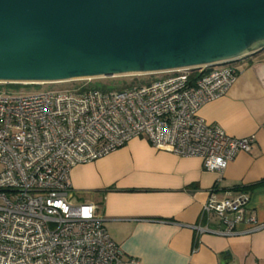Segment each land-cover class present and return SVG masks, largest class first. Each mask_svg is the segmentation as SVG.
<instances>
[{
    "label": "built area",
    "instance_id": "obj_1",
    "mask_svg": "<svg viewBox=\"0 0 264 264\" xmlns=\"http://www.w3.org/2000/svg\"><path fill=\"white\" fill-rule=\"evenodd\" d=\"M194 71L122 89L82 85L20 96L3 92L0 83V264H121L123 252L97 206L75 200L71 175L135 138L200 157L210 172L225 171L250 151L251 137L230 136L200 115L229 92L239 70L230 63L201 68L196 77ZM248 202L211 196L203 215L218 217L231 235Z\"/></svg>",
    "mask_w": 264,
    "mask_h": 264
},
{
    "label": "crops",
    "instance_id": "obj_2",
    "mask_svg": "<svg viewBox=\"0 0 264 264\" xmlns=\"http://www.w3.org/2000/svg\"><path fill=\"white\" fill-rule=\"evenodd\" d=\"M233 65L236 83L200 111L228 135L253 139L225 171H207L202 158L157 149L143 137L74 167V198L97 206L121 264H264V185L252 188L264 182V51ZM229 194L249 198L231 235L218 217L203 215L211 196Z\"/></svg>",
    "mask_w": 264,
    "mask_h": 264
},
{
    "label": "water",
    "instance_id": "obj_3",
    "mask_svg": "<svg viewBox=\"0 0 264 264\" xmlns=\"http://www.w3.org/2000/svg\"><path fill=\"white\" fill-rule=\"evenodd\" d=\"M264 51V0H0V83L199 70Z\"/></svg>",
    "mask_w": 264,
    "mask_h": 264
},
{
    "label": "rangeland",
    "instance_id": "obj_4",
    "mask_svg": "<svg viewBox=\"0 0 264 264\" xmlns=\"http://www.w3.org/2000/svg\"><path fill=\"white\" fill-rule=\"evenodd\" d=\"M166 74H155V75H139V76H127L118 78H104L97 80H85V81H71V82H60V83H49V84H37L38 86H31L32 84L22 85L17 88H10L6 85H2V91L7 92L12 96H20L27 94H34L39 92H64L68 89L76 88L82 85L85 86H98L105 87L108 89H122L129 87L133 84H143L152 80L164 77Z\"/></svg>",
    "mask_w": 264,
    "mask_h": 264
},
{
    "label": "trees",
    "instance_id": "obj_5",
    "mask_svg": "<svg viewBox=\"0 0 264 264\" xmlns=\"http://www.w3.org/2000/svg\"><path fill=\"white\" fill-rule=\"evenodd\" d=\"M232 64H234V63H232ZM193 76H195V77L196 76H200V74H199V72L197 70H195ZM5 85L8 86V87H10V88H17V87L22 86L24 84H5ZM31 86H38V85L32 84ZM92 87H94V88H101V89H108V88H105V87H98V86H92ZM263 185H264V182H261V183L255 185V186H252V188L260 187V186H263Z\"/></svg>",
    "mask_w": 264,
    "mask_h": 264
}]
</instances>
